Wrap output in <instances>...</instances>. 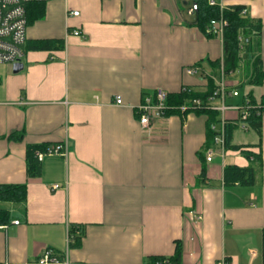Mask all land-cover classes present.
I'll use <instances>...</instances> for the list:
<instances>
[{
	"label": "crops",
	"instance_id": "obj_1",
	"mask_svg": "<svg viewBox=\"0 0 264 264\" xmlns=\"http://www.w3.org/2000/svg\"><path fill=\"white\" fill-rule=\"evenodd\" d=\"M219 2L245 5L262 24L253 53L261 57L260 83L241 94L263 101L264 0ZM190 7V0L27 6L23 68L0 69V184L27 187L25 203L0 202L12 216L0 227V264H41L47 251L59 262L46 264H148L173 256L177 242L180 264H264V120L260 131L233 132L232 144L262 155L256 184L233 187L224 185L225 167L251 160L228 151L206 163L204 115L168 116L149 133L140 125L147 93L206 91L208 76L188 75L187 67L219 77L213 65L223 60V42L205 35ZM65 141V157L46 156L41 175L28 176V146Z\"/></svg>",
	"mask_w": 264,
	"mask_h": 264
},
{
	"label": "built area",
	"instance_id": "obj_2",
	"mask_svg": "<svg viewBox=\"0 0 264 264\" xmlns=\"http://www.w3.org/2000/svg\"><path fill=\"white\" fill-rule=\"evenodd\" d=\"M48 0H0V65H17L23 62L25 57L24 46L27 40V6L31 3H43ZM210 6H217L221 10L218 19L211 20L205 30V35L209 38H215L223 42L224 33L229 25L228 20L223 16V5L219 0H206ZM198 4L191 3L189 14H196ZM78 16L79 12L73 11L69 13ZM247 14V9L242 11V15ZM75 36L84 37L80 31H73ZM240 49H244L251 43V37L241 33L238 37ZM185 72L188 75L203 74L212 77L215 83L214 91L206 99L194 98L189 100L180 109L183 111L210 110L219 113L218 122L211 125L213 132V143L208 149L203 150L205 162L211 164L217 157L225 159L228 151L226 148V127L228 122H233L236 129L244 132L251 130L249 123L253 114L264 116V105L262 101H254L249 94H241V86L243 81L236 76L242 75L241 67L236 71L227 73L223 68L219 71V77H215L205 72L201 66L194 65L187 67ZM1 84V83H0ZM183 91H190L183 88ZM242 97L241 105H233L228 103L232 98ZM169 94L163 89H156L144 96L142 103L137 107L139 121L142 129L148 133L153 129L154 125L161 119L167 118ZM116 104L123 103L122 97H115ZM229 112H234L235 116L230 117ZM68 154V143L65 141L59 144L48 145L42 151L37 153L38 160L43 161L46 156L58 155L65 157ZM55 189L59 185L54 186ZM193 218L197 221L201 220V215L193 214ZM16 225L20 222L15 221ZM7 226H4L6 228ZM59 260L52 257L51 252L47 251L40 260L41 264L58 263ZM154 264H169L167 261H158ZM218 264H229L227 259H222Z\"/></svg>",
	"mask_w": 264,
	"mask_h": 264
},
{
	"label": "trees",
	"instance_id": "obj_3",
	"mask_svg": "<svg viewBox=\"0 0 264 264\" xmlns=\"http://www.w3.org/2000/svg\"><path fill=\"white\" fill-rule=\"evenodd\" d=\"M198 4V11L196 12V25L205 32L206 27L211 20L218 19L221 15V10L217 6H210L206 0H190V3ZM247 9L245 5H231L226 6L223 10V16L228 20L229 25L224 33L223 40V60L217 61L213 65V70L218 72L223 66L227 73L236 71L242 66L246 60H251V74L248 76L243 85H255L260 83L261 77V57L259 54L253 58V53L258 48V39L262 33V24L259 20H255L247 14L242 15V11ZM28 22V17H27ZM243 33L251 37V43L244 49H240L238 37ZM34 49L50 48V44L34 45ZM244 64V63H243ZM241 86L243 88L244 86ZM183 88H188L190 91H183ZM215 83L212 77H207L206 91L197 92L190 86H183L178 93H169L167 115H185L191 110L183 111L180 108L185 105L189 100L194 98L206 99L214 91ZM264 105V99L262 101ZM207 118V138L205 145L200 152L203 155V150L208 149L213 143V132L211 125L218 122L219 113L210 110L195 111ZM264 115V110H263ZM167 116V117H168ZM264 116L253 114L249 123L251 130L260 131ZM236 127L233 122H228L226 127V148L227 151H238L251 160L250 165L247 167H240L236 165H227L224 169V185L233 187L236 185L253 186L256 184L257 175L262 168V155L261 153L253 152L248 145H234L232 144V135ZM48 145H30L27 147V174L29 177H39L41 175V161L38 160L37 153L42 151ZM27 200V187L25 184H0V202L22 204ZM12 216L9 210L0 207V227L7 226L11 223ZM181 245L176 243L175 253L171 257H151L148 264H154L158 261H167L169 264H180L181 261Z\"/></svg>",
	"mask_w": 264,
	"mask_h": 264
},
{
	"label": "rangeland",
	"instance_id": "obj_4",
	"mask_svg": "<svg viewBox=\"0 0 264 264\" xmlns=\"http://www.w3.org/2000/svg\"><path fill=\"white\" fill-rule=\"evenodd\" d=\"M251 60H246L245 62H244V66H243V73H244V76H246V77H248L250 74H251ZM2 68V66L0 65V69ZM221 68H223V66H221ZM220 71H221V69H220ZM237 77V79H239V76H236ZM228 115L230 116V117H234V115H235V113L234 112H229L228 113ZM240 133H242L243 135H246L245 133L246 132H244V131H239L238 132V135H242V134H240ZM248 133V132H247ZM249 133H251V132H249Z\"/></svg>",
	"mask_w": 264,
	"mask_h": 264
},
{
	"label": "water",
	"instance_id": "obj_5",
	"mask_svg": "<svg viewBox=\"0 0 264 264\" xmlns=\"http://www.w3.org/2000/svg\"><path fill=\"white\" fill-rule=\"evenodd\" d=\"M22 68H23V64H22V63L17 64V65L14 66V72H18V71H20Z\"/></svg>",
	"mask_w": 264,
	"mask_h": 264
},
{
	"label": "bare ground",
	"instance_id": "obj_6",
	"mask_svg": "<svg viewBox=\"0 0 264 264\" xmlns=\"http://www.w3.org/2000/svg\"><path fill=\"white\" fill-rule=\"evenodd\" d=\"M200 66V65H199Z\"/></svg>",
	"mask_w": 264,
	"mask_h": 264
}]
</instances>
